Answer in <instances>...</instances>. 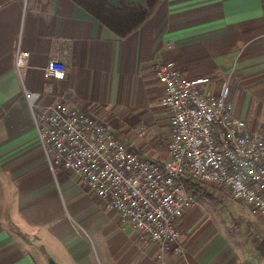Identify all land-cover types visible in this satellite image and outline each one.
<instances>
[{
  "label": "crops",
  "instance_id": "1",
  "mask_svg": "<svg viewBox=\"0 0 264 264\" xmlns=\"http://www.w3.org/2000/svg\"><path fill=\"white\" fill-rule=\"evenodd\" d=\"M52 60L66 79L44 77ZM164 62L214 93L230 86L234 116L264 137V0H163L125 38L72 0H0V264H264V226L221 187L204 186L210 199L186 211L184 253L159 257L77 175L49 165L28 93L166 160L169 113L155 78Z\"/></svg>",
  "mask_w": 264,
  "mask_h": 264
},
{
  "label": "built area",
  "instance_id": "2",
  "mask_svg": "<svg viewBox=\"0 0 264 264\" xmlns=\"http://www.w3.org/2000/svg\"><path fill=\"white\" fill-rule=\"evenodd\" d=\"M25 56L19 53V67ZM44 77L66 79L65 64L50 61ZM155 78L171 129L164 161L138 155L91 114L61 102L42 109L28 93L50 167L77 175L144 246L157 245L159 257L184 253L182 219L195 203L189 182L221 187L264 226V137L234 116L230 86L214 93L205 88L208 79L188 78L172 62L161 63Z\"/></svg>",
  "mask_w": 264,
  "mask_h": 264
},
{
  "label": "trees",
  "instance_id": "3",
  "mask_svg": "<svg viewBox=\"0 0 264 264\" xmlns=\"http://www.w3.org/2000/svg\"><path fill=\"white\" fill-rule=\"evenodd\" d=\"M119 38L139 29L158 9L163 0H72ZM188 190L197 199H210L207 188L189 182Z\"/></svg>",
  "mask_w": 264,
  "mask_h": 264
},
{
  "label": "water",
  "instance_id": "4",
  "mask_svg": "<svg viewBox=\"0 0 264 264\" xmlns=\"http://www.w3.org/2000/svg\"><path fill=\"white\" fill-rule=\"evenodd\" d=\"M49 264H57L53 259H49Z\"/></svg>",
  "mask_w": 264,
  "mask_h": 264
}]
</instances>
